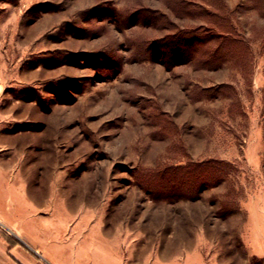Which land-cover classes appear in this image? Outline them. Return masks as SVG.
I'll return each instance as SVG.
<instances>
[{
	"label": "rangeland",
	"instance_id": "obj_1",
	"mask_svg": "<svg viewBox=\"0 0 264 264\" xmlns=\"http://www.w3.org/2000/svg\"><path fill=\"white\" fill-rule=\"evenodd\" d=\"M2 212L44 264H264V0H0Z\"/></svg>",
	"mask_w": 264,
	"mask_h": 264
},
{
	"label": "trees",
	"instance_id": "obj_2",
	"mask_svg": "<svg viewBox=\"0 0 264 264\" xmlns=\"http://www.w3.org/2000/svg\"><path fill=\"white\" fill-rule=\"evenodd\" d=\"M207 32H209V33L211 32L213 34L212 29L208 30ZM186 34H188V32ZM222 36L225 37V35H222ZM201 40H203L202 37L200 38L198 35H192L191 34L188 37H186V39L183 36H180L171 42L170 41L167 42L165 44L167 51L164 53V56H165L164 63L167 66L171 67L175 64V62H177L179 60L178 57L180 55H185V54L187 55V54L195 53L197 48H198L199 42ZM224 43L228 44V43H226V41H223L216 48H214V49L210 48L207 57L205 59H203L202 61L209 62L212 60L213 57H215V55L219 56L218 52L220 51V49H221L220 47H222L223 46L222 44H224ZM229 50L231 52L229 54H233V52L231 51L230 48H229ZM199 165L201 167V170L204 171L205 175H207L208 177L217 178L220 175V173L222 172L220 167L217 165H214V164L209 165V166L204 165V164H199ZM202 175L204 176V173Z\"/></svg>",
	"mask_w": 264,
	"mask_h": 264
},
{
	"label": "crops",
	"instance_id": "obj_3",
	"mask_svg": "<svg viewBox=\"0 0 264 264\" xmlns=\"http://www.w3.org/2000/svg\"><path fill=\"white\" fill-rule=\"evenodd\" d=\"M0 218L5 220L9 217L2 212ZM41 260V255L25 244L1 240L0 264H44ZM50 260L51 264H59L54 261L55 259L50 258Z\"/></svg>",
	"mask_w": 264,
	"mask_h": 264
}]
</instances>
